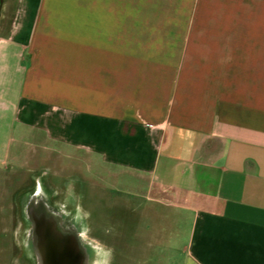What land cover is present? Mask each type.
Instances as JSON below:
<instances>
[{
  "label": "crops",
  "instance_id": "crops-1",
  "mask_svg": "<svg viewBox=\"0 0 264 264\" xmlns=\"http://www.w3.org/2000/svg\"><path fill=\"white\" fill-rule=\"evenodd\" d=\"M12 1L0 163L35 145L132 178L116 264H264V0Z\"/></svg>",
  "mask_w": 264,
  "mask_h": 264
},
{
  "label": "rangeland",
  "instance_id": "rangeland-1",
  "mask_svg": "<svg viewBox=\"0 0 264 264\" xmlns=\"http://www.w3.org/2000/svg\"><path fill=\"white\" fill-rule=\"evenodd\" d=\"M1 7L12 10L14 3L0 0ZM158 69L138 67L135 78L142 95L154 100L166 97L170 85L167 79L154 82ZM27 155L35 157L27 161ZM125 186H134V180L85 153L21 146L19 161L0 163V264H40L42 221L48 226L57 218L61 241L70 248L62 250L61 264H116L119 216L127 212L133 218L132 210L120 209L131 198Z\"/></svg>",
  "mask_w": 264,
  "mask_h": 264
},
{
  "label": "flooded vegetation",
  "instance_id": "flooded-vegetation-1",
  "mask_svg": "<svg viewBox=\"0 0 264 264\" xmlns=\"http://www.w3.org/2000/svg\"><path fill=\"white\" fill-rule=\"evenodd\" d=\"M47 225V222L45 221H42V227L45 229V242L44 244L42 243L41 246L38 244L37 245V249H38V254H39V258L40 257H43V255H47L48 252V247H49V243L46 242L48 241L51 237L53 239H57V241L59 243H56L54 244L55 248H57L56 250V253L54 252V254H57V255H61V251L59 248H61V246L59 244H61V239H62V234H61V225H60V218L56 219L55 222L54 221H51L48 223V226ZM54 234H52L53 232ZM60 232V233H59ZM48 244V245H47ZM66 243H64L65 245ZM40 264H43V261L42 259L40 258Z\"/></svg>",
  "mask_w": 264,
  "mask_h": 264
},
{
  "label": "bare ground",
  "instance_id": "bare-ground-1",
  "mask_svg": "<svg viewBox=\"0 0 264 264\" xmlns=\"http://www.w3.org/2000/svg\"><path fill=\"white\" fill-rule=\"evenodd\" d=\"M53 232V231H52ZM52 234H54V232L52 233ZM63 241V240H62ZM60 242L61 244H59L60 246H61V248H59L60 249V251H61V253H62V250H66V251H69L70 250V248H66V244H65V246H64V243L63 242ZM46 242H48L49 243V247H48V252L49 253H47V255H43V257H40L41 259H42V261H43V264H61V259H62V257H63V253L61 254V255H57V254H54V252L56 253V251H54V250H56L57 248H55V246H54V244H56V243H59L58 241H57V239H53L52 237L48 240V241H46ZM48 245V244H47Z\"/></svg>",
  "mask_w": 264,
  "mask_h": 264
}]
</instances>
